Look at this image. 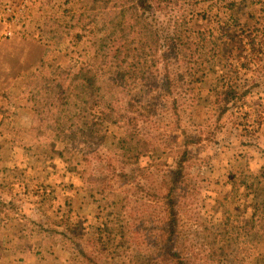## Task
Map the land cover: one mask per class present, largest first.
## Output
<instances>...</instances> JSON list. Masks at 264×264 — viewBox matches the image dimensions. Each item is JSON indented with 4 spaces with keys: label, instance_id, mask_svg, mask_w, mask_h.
Returning <instances> with one entry per match:
<instances>
[{
    "label": "rangeland",
    "instance_id": "374dc122",
    "mask_svg": "<svg viewBox=\"0 0 264 264\" xmlns=\"http://www.w3.org/2000/svg\"><path fill=\"white\" fill-rule=\"evenodd\" d=\"M250 1L169 0L174 11L160 14L166 25L168 15L187 14L185 21L194 17L202 26L186 38L193 79L185 100L176 104L182 128L196 141L187 147L194 160L187 183L172 194L176 247L190 264H264V56L250 60L241 40L233 51L237 67L212 69L209 47L203 48L223 19H243ZM79 3L0 0L3 45L7 50L13 40L10 47L19 50L23 42L32 48L33 61L0 52V65L15 74L0 93V264H161L156 254L165 239L167 173L183 144L173 127L175 114L156 109L152 116L164 134L152 147L150 137V156L139 161L142 171L124 183L114 153L122 128L107 122L103 137L83 135L78 127L86 116L80 114L57 136L45 102L34 97L42 81L68 80L94 54L87 36L72 40L53 24H71L63 9L79 14ZM190 9L195 12L188 14ZM125 23L131 36L150 35L134 5ZM248 88L247 96L238 95ZM167 102L156 101L153 108Z\"/></svg>",
    "mask_w": 264,
    "mask_h": 264
},
{
    "label": "trees",
    "instance_id": "16d2710c",
    "mask_svg": "<svg viewBox=\"0 0 264 264\" xmlns=\"http://www.w3.org/2000/svg\"><path fill=\"white\" fill-rule=\"evenodd\" d=\"M168 1L80 0L79 14L64 8L63 12L72 23L62 26L60 20H56L53 23L56 30L62 28L66 36L78 42L87 36L94 54L68 80L52 77L42 81L34 97L45 102L42 107L51 116L47 120L49 128L57 136L69 129L71 126L68 127L67 123H74L80 114L86 116L83 126L78 127V132L83 135L93 133V136L103 137V126L107 122L122 128L124 134L114 153L118 155L119 177L124 183L134 180L136 172L142 171L139 161L149 155L150 137H154L152 147L164 134V126H157V119L152 116L156 109L172 116L175 114L173 127L183 135V144L175 150L174 169L167 173L169 179L163 195L168 202L165 239L162 245H158L156 255L161 264H190L176 247L178 217L172 194L187 183L186 170L194 161L187 147L196 141L192 139L190 129L187 133L182 128L178 115L180 109L176 104L185 100L193 79L192 55L186 58L184 54L186 38L191 28L196 31L202 26L194 17L185 21L187 14L183 18L168 15L166 25L160 14H166L165 9L170 7ZM132 5L137 8L138 17L150 32L147 37L142 34L131 36V32L127 31L130 27L125 23L126 14ZM244 8L243 19L238 22L233 17L223 19V26L220 30L218 28L214 41L203 45V48L209 47L207 53L210 56L206 61L209 68L215 69L222 64L223 67L228 64L236 68L233 51L241 40L250 49V60L263 58L264 0H251ZM194 12L195 9H190L188 14ZM242 66L247 67L245 64ZM235 91L233 89L228 93L230 98H234ZM248 94L249 88L238 95L243 97ZM141 97L144 101L136 104L134 101H140ZM156 101H168L167 107L160 105L153 108ZM42 120L46 122L43 118L40 122ZM99 163L96 158L92 167L96 170ZM128 167L129 171H125Z\"/></svg>",
    "mask_w": 264,
    "mask_h": 264
},
{
    "label": "crops",
    "instance_id": "0c3cea01",
    "mask_svg": "<svg viewBox=\"0 0 264 264\" xmlns=\"http://www.w3.org/2000/svg\"><path fill=\"white\" fill-rule=\"evenodd\" d=\"M0 39V52H8L7 55L12 56L17 59H23V60H28L33 64V61H31V58L29 57V52L32 50L31 47L24 45L22 43H17V47L19 50L13 49L10 47V44L12 43L13 40L8 42V48L6 50L5 45H3V41L1 43ZM17 39H15V42ZM20 42V40H19ZM15 79V74L11 72L7 67H4L0 65V93L5 92L13 83Z\"/></svg>",
    "mask_w": 264,
    "mask_h": 264
}]
</instances>
